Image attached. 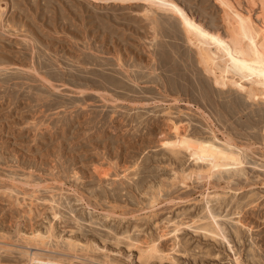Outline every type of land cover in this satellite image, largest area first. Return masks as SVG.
<instances>
[{
  "label": "rangeland",
  "instance_id": "374dc122",
  "mask_svg": "<svg viewBox=\"0 0 264 264\" xmlns=\"http://www.w3.org/2000/svg\"><path fill=\"white\" fill-rule=\"evenodd\" d=\"M163 1L0 0V264H264V77L230 26L264 40V0ZM178 137L242 165L200 179Z\"/></svg>",
  "mask_w": 264,
  "mask_h": 264
},
{
  "label": "bare ground",
  "instance_id": "6f19581e",
  "mask_svg": "<svg viewBox=\"0 0 264 264\" xmlns=\"http://www.w3.org/2000/svg\"><path fill=\"white\" fill-rule=\"evenodd\" d=\"M158 1H161V4L158 3L159 4L158 7L164 8L163 4L165 3V1H163V0H158ZM217 1L224 6L226 5L223 2V0H217ZM169 8L174 10L179 15V17L182 18V20H185L186 23L190 27H192L190 25V23L188 22L187 18L182 14V12L178 8H174L172 6H169ZM262 8H263V6H262ZM236 13L238 14V12H236ZM235 15H233V17ZM237 16H239V15H237ZM228 17H229V15H228ZM230 17H231V15H230ZM230 17L228 18V21H229ZM234 20H235V17H234ZM234 20L232 21V23H230L231 21L229 22L230 26H231V31L233 33V38H234L233 44L235 46L234 47L235 48L234 49L235 56L232 57L233 64L236 66L238 65V66L246 67L249 69L252 68L253 70L256 71V73H258L259 75L264 77V40L262 38L261 33L257 30V28H254L251 25H250L251 27L248 26L246 19H244L240 16H239L240 23L238 26H236L237 24H235V25L233 24ZM192 28H194V27H192ZM196 31L198 32L197 29H196ZM199 33H201V32H199ZM201 34H203V33H201ZM204 36H206V35L204 34ZM238 45H241V46H238ZM229 69L230 68L228 65L226 67H224L223 74H225V73L227 74L229 72ZM227 80L230 81V79L224 78V76L220 78V81H222V82L224 81V83ZM262 96L264 99V87L262 88ZM214 141H216V140H214ZM221 142L222 141H220L219 143H221ZM192 143L193 142L190 139H187L184 137H178L175 140L174 147H176L178 149H183L185 151H191L194 155L193 156L194 162L197 165L203 164V163L207 164L206 170L205 171L203 170V172H199V174L197 175L200 179L205 178V180L207 181L212 177V174L228 173V172H232V171L240 169L241 157H240L239 153L241 150L240 151L236 150V147H233L227 143H225V144L222 143L224 147H221V146H217L215 144H212L213 142L212 143L210 142L207 144H201V142H196L194 145L195 147H192V145H193ZM222 144H220V145H222ZM228 157H233V160H236V162H232ZM205 203H207V202H205ZM206 205H208V204H206ZM205 211H206V209H205ZM207 212H208L209 222L212 224L215 231L214 232H210V231L206 232L204 230H197L194 232L200 231L201 233L208 235L210 238H213L215 240L216 239L222 240L223 243H225V245L230 250H232L231 245L229 243V240L227 239L226 235H224V233L221 229V226L218 224V219L216 218L217 215L216 216L213 215L216 213L214 212L212 214V212L210 211V208L208 206H207ZM206 215H207V213H206ZM162 240L163 239H161L160 241H162ZM155 247H156V243L152 244V246L150 247L149 250L150 251L152 250L153 252H155ZM29 255H31V254H29ZM31 257H33V255Z\"/></svg>",
  "mask_w": 264,
  "mask_h": 264
}]
</instances>
